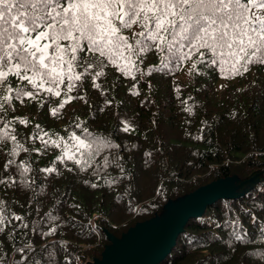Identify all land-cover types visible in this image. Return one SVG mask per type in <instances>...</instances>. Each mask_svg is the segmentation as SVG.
<instances>
[{"label": "trees", "instance_id": "obj_1", "mask_svg": "<svg viewBox=\"0 0 264 264\" xmlns=\"http://www.w3.org/2000/svg\"><path fill=\"white\" fill-rule=\"evenodd\" d=\"M136 65H108L70 92L66 81L60 96L42 92L0 110V127L11 121L27 149L5 170L15 143H0V178L29 181L0 186V198L30 228L56 229L42 236L17 228L10 242L9 226L4 250L15 256L13 247L32 242L33 254L53 245L57 264L101 260L115 239L164 216L169 203L230 180L182 219L154 264H264V66L237 74L231 62L193 53L173 63L156 50ZM76 137L93 144L87 155L73 147Z\"/></svg>", "mask_w": 264, "mask_h": 264}, {"label": "snow or ice", "instance_id": "obj_2", "mask_svg": "<svg viewBox=\"0 0 264 264\" xmlns=\"http://www.w3.org/2000/svg\"><path fill=\"white\" fill-rule=\"evenodd\" d=\"M152 50L165 53L173 63L193 53L213 64L231 62L237 74L249 71V65L264 66V0H0V110L13 99L23 103L42 92L60 96L66 81L70 92L75 81L100 77L108 65L121 71L134 68ZM10 125L8 121L0 127V143H15L5 170L16 165L10 157L17 149L27 151ZM75 139L73 147L81 155L93 149L91 142ZM67 158L77 165L88 163L75 155ZM21 167L23 176L29 169L17 165ZM20 182L29 183L11 175L0 178V186ZM23 221L0 198V236L11 226L6 236L10 242L18 239L14 234L21 227L42 236L56 231L30 228ZM234 234L243 239L238 231ZM52 247L45 244L33 254L34 245L27 242L13 247L16 255L11 256L0 240V264H57Z\"/></svg>", "mask_w": 264, "mask_h": 264}, {"label": "water", "instance_id": "obj_3", "mask_svg": "<svg viewBox=\"0 0 264 264\" xmlns=\"http://www.w3.org/2000/svg\"><path fill=\"white\" fill-rule=\"evenodd\" d=\"M208 188L211 190L206 195L201 196L198 193L199 190ZM201 189L188 195L180 204H173L175 206L173 214L165 218V223L153 228L148 224L138 225L122 239H115L103 259L90 261L88 264H154L170 249L182 219L189 212L197 211L208 198L221 190L220 187L217 188V184Z\"/></svg>", "mask_w": 264, "mask_h": 264}, {"label": "rangeland", "instance_id": "obj_4", "mask_svg": "<svg viewBox=\"0 0 264 264\" xmlns=\"http://www.w3.org/2000/svg\"><path fill=\"white\" fill-rule=\"evenodd\" d=\"M230 181V180H228ZM228 181L224 180V181H220L219 183H217V188H219L220 186H224L225 184L228 183ZM210 188L208 189H201L198 191V193H200L201 196H204L206 195L207 193L210 192ZM174 208L175 206L173 204H168L166 209H165V213H164V216H159V217H156V218H153V219H150L149 221H147L146 223L144 224H148L149 227L153 228V227H156L162 223H165V218H168L170 217L172 214H173V211H174ZM90 262V261H89ZM89 262H86V263H83V264H88Z\"/></svg>", "mask_w": 264, "mask_h": 264}]
</instances>
